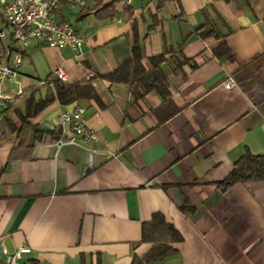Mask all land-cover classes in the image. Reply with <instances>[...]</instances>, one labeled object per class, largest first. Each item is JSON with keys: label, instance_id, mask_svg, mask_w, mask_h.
Segmentation results:
<instances>
[{"label": "crops", "instance_id": "1", "mask_svg": "<svg viewBox=\"0 0 264 264\" xmlns=\"http://www.w3.org/2000/svg\"><path fill=\"white\" fill-rule=\"evenodd\" d=\"M57 21L81 38L80 58L30 40L16 83L5 84L22 96L4 117L32 94L43 99L51 88L39 82L57 66L67 88L90 83L103 107L56 102L31 120L36 135H6L0 121V261L26 247L19 264H131L150 249L142 224L158 214L182 241L154 264H264V181L217 187L246 152L264 156V0L63 2ZM0 30L3 56L11 39L1 9ZM135 41L144 62L166 58L179 112L162 123L155 93L96 75L127 60ZM222 42L229 53L215 56ZM229 77L236 86L226 90ZM76 105L94 146L113 158L90 167L85 147L57 143L59 116Z\"/></svg>", "mask_w": 264, "mask_h": 264}, {"label": "trees", "instance_id": "2", "mask_svg": "<svg viewBox=\"0 0 264 264\" xmlns=\"http://www.w3.org/2000/svg\"><path fill=\"white\" fill-rule=\"evenodd\" d=\"M206 35L201 36L205 38ZM213 52L215 56L220 57L228 54L229 50L222 42ZM165 60V56L161 54L144 62L141 49L135 41L127 60L111 71H96V75L110 84L136 85L144 94L155 93L161 101L157 110L165 113L162 123L179 112V109L172 104L169 84L160 68ZM50 83L51 89L43 99L38 100L32 94L25 100L23 110L15 112L14 119L5 116L1 120L6 135L16 134L20 137L31 132L36 135L31 120L56 102L60 105H69L80 99H86L93 100L103 107L100 96L90 83L74 88H67L65 84L54 79ZM262 181H264V156H255L246 152L217 187L221 193H226L236 184ZM181 241L180 234L172 225L166 223L162 216L153 215L150 222L142 224V242L151 244V247L142 257L134 256L131 264H154L165 261L176 253L170 245Z\"/></svg>", "mask_w": 264, "mask_h": 264}, {"label": "built area", "instance_id": "3", "mask_svg": "<svg viewBox=\"0 0 264 264\" xmlns=\"http://www.w3.org/2000/svg\"><path fill=\"white\" fill-rule=\"evenodd\" d=\"M133 0H120L123 8L131 5ZM67 3L71 7L84 8L89 0H0L2 19L10 30V45L3 56L0 51V121L4 118L3 111L22 96V89L5 91L6 83H16L18 69L22 62L23 54L28 42L35 40L39 44L51 49H69L75 59L81 56L82 40L66 22L57 21L61 3ZM6 33L0 30V42ZM52 78L61 84H66L68 76L62 66H57L52 71ZM51 81L43 80L39 84L50 87ZM233 78L229 77L223 83L226 90L235 88ZM83 108L74 106L71 110L63 112L59 116V140L58 144L79 145L86 148L90 167L96 166L114 157L113 153L104 149H98L94 145L97 141L96 134L89 129L82 120ZM26 247L12 254H5L4 261L0 264H19L21 256L28 254Z\"/></svg>", "mask_w": 264, "mask_h": 264}]
</instances>
